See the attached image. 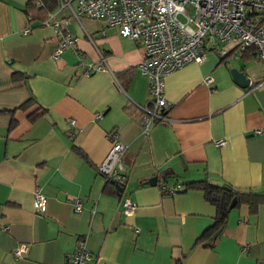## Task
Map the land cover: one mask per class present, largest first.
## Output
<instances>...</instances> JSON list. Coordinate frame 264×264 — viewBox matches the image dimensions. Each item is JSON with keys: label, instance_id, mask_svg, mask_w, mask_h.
<instances>
[{"label": "crops", "instance_id": "obj_1", "mask_svg": "<svg viewBox=\"0 0 264 264\" xmlns=\"http://www.w3.org/2000/svg\"><path fill=\"white\" fill-rule=\"evenodd\" d=\"M58 1L51 20L74 44L55 58L61 34L42 24L50 14L33 21L29 0H0V264H62L83 237L93 264H264V203L230 209L219 234L196 242L216 211L185 188L206 179L264 194L261 61L209 50L167 73L168 120L145 134L142 45L103 20L76 19L74 0ZM89 63L105 68L85 75ZM116 140L123 183L98 172ZM36 191L44 212L33 207ZM127 198L133 215L122 211ZM20 244L28 250L15 258Z\"/></svg>", "mask_w": 264, "mask_h": 264}, {"label": "built area", "instance_id": "obj_2", "mask_svg": "<svg viewBox=\"0 0 264 264\" xmlns=\"http://www.w3.org/2000/svg\"><path fill=\"white\" fill-rule=\"evenodd\" d=\"M73 0H61L63 6L71 8ZM76 8L72 15L79 19L103 20L110 27H116L122 37L138 41L143 48V58L138 69L149 79V100L140 106L144 117L143 131L148 134L156 122H165L167 106L164 76L186 64L201 63L209 50H216L221 56L233 55L254 49V56L264 67V0H74ZM42 3H40L41 5ZM42 21L52 25L61 34L54 57L71 48L74 39L62 34V21L51 20L53 13ZM51 20V21H50ZM91 40V38H90ZM101 65L89 63L85 75L103 70ZM264 81V78L262 79ZM212 77L205 79L212 82ZM74 124L73 119L70 120ZM216 145H223L219 139ZM125 145L116 140L98 166V172L106 180L123 183L121 155ZM169 193L171 189L166 188ZM46 197L35 192L33 207L38 212L46 210ZM83 203L74 201V208L80 211ZM125 215H133L136 203L127 198L122 203ZM28 245L20 244L12 253L22 258ZM62 264H93V255L87 249L86 238L76 241L73 250Z\"/></svg>", "mask_w": 264, "mask_h": 264}, {"label": "trees", "instance_id": "obj_3", "mask_svg": "<svg viewBox=\"0 0 264 264\" xmlns=\"http://www.w3.org/2000/svg\"><path fill=\"white\" fill-rule=\"evenodd\" d=\"M58 2V0H29L26 12L31 14L33 21H42L52 11L50 9L58 5ZM40 3L42 4L40 5ZM254 54V49L249 48L243 51L242 58L243 60H249ZM26 105L27 103L21 107L24 108ZM40 114L38 113V115ZM33 115L35 116V114ZM185 188L202 191L205 200L213 205L216 211L212 224L201 233L196 242L204 240L207 236L213 237L215 234L220 233L228 218L229 205L233 199H235L233 208H239L242 204H247L251 210H254L259 203H264V194L235 188L227 184H212L206 179L189 182L185 185Z\"/></svg>", "mask_w": 264, "mask_h": 264}, {"label": "water", "instance_id": "obj_4", "mask_svg": "<svg viewBox=\"0 0 264 264\" xmlns=\"http://www.w3.org/2000/svg\"><path fill=\"white\" fill-rule=\"evenodd\" d=\"M231 73L238 84H240L243 87L248 85L249 78L246 77L244 72L238 70L237 68H232ZM155 182H156V177H152L148 180L147 183L154 184ZM234 203H235V199L232 200L231 204L229 205V209L233 208Z\"/></svg>", "mask_w": 264, "mask_h": 264}]
</instances>
